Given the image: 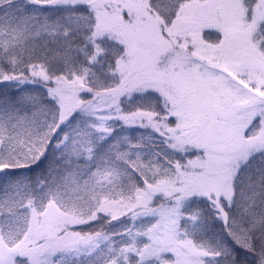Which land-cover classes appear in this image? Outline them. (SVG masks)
Here are the masks:
<instances>
[{"label": "snow or ice", "instance_id": "obj_1", "mask_svg": "<svg viewBox=\"0 0 264 264\" xmlns=\"http://www.w3.org/2000/svg\"><path fill=\"white\" fill-rule=\"evenodd\" d=\"M0 264H264V0H0Z\"/></svg>", "mask_w": 264, "mask_h": 264}]
</instances>
